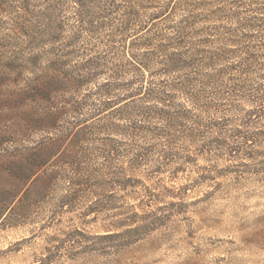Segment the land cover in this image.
I'll list each match as a JSON object with an SVG mask.
<instances>
[{"label": "trees", "instance_id": "trees-1", "mask_svg": "<svg viewBox=\"0 0 264 264\" xmlns=\"http://www.w3.org/2000/svg\"><path fill=\"white\" fill-rule=\"evenodd\" d=\"M0 15V222L61 180L91 181L80 163L94 152L145 163L156 146L168 160L178 141L207 136L204 152L264 149V0H0ZM15 71L34 76L3 92ZM231 113L241 118L229 127ZM137 214L123 212L101 236L130 245L156 228Z\"/></svg>", "mask_w": 264, "mask_h": 264}, {"label": "rangeland", "instance_id": "rangeland-1", "mask_svg": "<svg viewBox=\"0 0 264 264\" xmlns=\"http://www.w3.org/2000/svg\"><path fill=\"white\" fill-rule=\"evenodd\" d=\"M32 75L10 72L3 92L21 89ZM86 92L87 87L79 91L80 99ZM93 104L83 105V116ZM240 118L223 114L229 127ZM209 139L178 141L172 151L176 155L168 160L154 146L145 163H104L94 152L87 163H80L92 174L91 181L77 187L61 180L15 219H2L0 264H264V149L253 146L234 157L224 149L204 152L201 144ZM119 177L128 181L124 187H119ZM108 178L114 179L110 186ZM73 189L79 192L73 194ZM65 194L66 206L61 205ZM107 196L114 208L104 203ZM127 210L138 213L135 223L156 221V228L130 245L102 237L104 227ZM126 236L122 233L120 239Z\"/></svg>", "mask_w": 264, "mask_h": 264}]
</instances>
